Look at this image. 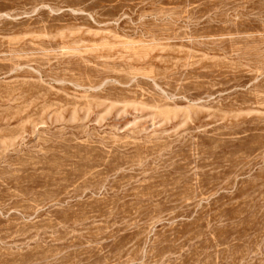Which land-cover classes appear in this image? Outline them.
Masks as SVG:
<instances>
[{"label": "rangeland", "instance_id": "374dc122", "mask_svg": "<svg viewBox=\"0 0 264 264\" xmlns=\"http://www.w3.org/2000/svg\"><path fill=\"white\" fill-rule=\"evenodd\" d=\"M0 264H264V0H0Z\"/></svg>", "mask_w": 264, "mask_h": 264}]
</instances>
